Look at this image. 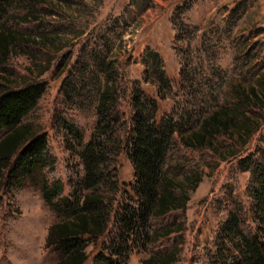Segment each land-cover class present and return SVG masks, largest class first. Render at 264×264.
<instances>
[{"label":"rangeland","instance_id":"1","mask_svg":"<svg viewBox=\"0 0 264 264\" xmlns=\"http://www.w3.org/2000/svg\"><path fill=\"white\" fill-rule=\"evenodd\" d=\"M35 1L39 20H22L28 6L13 0L0 26L50 41L15 48L3 75L17 86L45 82L42 98L24 122L48 134L56 166L46 170L47 176L51 182H63L64 196L84 175L76 155L80 144L66 125L82 134L84 145L97 122V91L105 80L102 75L100 80L95 74L84 75L80 65L91 62L95 50L116 64L119 84L128 95L121 102L126 119L131 112L130 89L137 84L156 101L157 119L172 115L186 129L198 127L201 111L233 103V87L259 85L258 77L264 74V0ZM148 51L160 55L171 89L159 87L151 77V65L150 81L145 80ZM69 82L81 88L80 95L69 92ZM4 133L0 130V139ZM263 139L264 126L239 158L222 161L210 149L184 146L177 133L164 169L178 180L194 174L201 182L185 212L150 221L156 231L172 225L183 231L147 244V250H133L122 264H143L151 255L174 252V264H211L218 229L232 210L244 214V229L252 232L255 225L248 209L252 167L243 171L238 163L253 151L259 157ZM218 144L226 149L231 141L220 138ZM117 167L122 192L132 194L134 169L126 154L119 156ZM18 183L0 194V264H56L61 255L46 241L60 218L45 203L39 183L24 179ZM118 200L116 206L124 201L121 194ZM234 244L229 241L232 249ZM101 250L90 244L86 264H102L96 261Z\"/></svg>","mask_w":264,"mask_h":264},{"label":"trees","instance_id":"2","mask_svg":"<svg viewBox=\"0 0 264 264\" xmlns=\"http://www.w3.org/2000/svg\"><path fill=\"white\" fill-rule=\"evenodd\" d=\"M12 1L0 0V18ZM20 2L28 6L22 20H39L34 10L38 4L35 0ZM44 40L50 41L47 37H24L0 26V130L5 131L0 139V194L10 184H19L21 179L39 183L45 203L60 218L50 228L46 241L48 248L61 255L56 264H86L90 244L102 249L97 262L122 264L133 250H147V244L183 231L180 225L156 231L150 221L177 211L185 212L191 193L201 182L194 174L178 180L166 173L164 168L175 135L180 134L184 146L210 149L222 161L239 158L264 126V74L258 77L259 85L233 87L230 90L233 103L201 111L198 127L186 129L172 115L157 119L156 101L137 84L130 89L131 112L126 119L121 102L128 95L119 84L116 64L95 50L91 62L80 65L84 75L95 74L97 80L102 75L105 80L97 91V122L84 145L82 134L66 125L69 134L80 144L76 155L84 175L74 184L71 194L64 196L63 182H51L47 176L46 170L52 171L56 166L48 134L24 122L42 98L45 82L17 86L3 75L6 70L3 67L15 48L23 43L41 44ZM145 58V80L150 81L151 65V77H155L159 87L171 89L160 55L148 51ZM67 87L73 96L81 94L78 85L69 82ZM220 138L230 140V147L222 148L223 144H218ZM257 151L261 152L259 157L255 158L257 152L253 151L238 163L243 171L252 167L248 209L255 228L246 233L244 214L241 216L240 210L230 211L218 229L217 249L211 264H264V147H258ZM121 154L128 156L134 169L132 194L122 192L117 167ZM119 194L124 201L116 206ZM230 240L235 243L234 249L229 245ZM176 257L175 252L151 255L143 264H174Z\"/></svg>","mask_w":264,"mask_h":264}]
</instances>
